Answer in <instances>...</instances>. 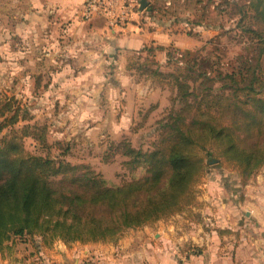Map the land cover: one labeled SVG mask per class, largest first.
Returning <instances> with one entry per match:
<instances>
[{
    "label": "rangeland",
    "instance_id": "obj_1",
    "mask_svg": "<svg viewBox=\"0 0 264 264\" xmlns=\"http://www.w3.org/2000/svg\"><path fill=\"white\" fill-rule=\"evenodd\" d=\"M146 1L152 9L150 19H155V25L159 26L155 31L149 28L154 41L149 40L145 48L122 58L119 51L109 49L99 39L78 42L79 52L67 57L63 54L65 34L60 32L52 51L16 41L6 48L0 44V102L13 99L21 106L22 117L29 121H21L16 128L39 127L36 138L24 139L28 153L87 167L110 187L140 179L142 169L135 172L127 169L124 151L117 150V145L127 141L137 150L154 149L161 134L159 123L170 111L182 107L178 83L199 88L198 98H191V103L205 101L216 106L220 101L219 90L224 85H233L231 77L240 75L241 63L248 60L252 68L257 64L264 49V24L255 20L249 0ZM134 7L124 23L140 21L139 4ZM106 27L110 37L116 36L112 33L115 26L106 22ZM72 43L70 38L68 45L75 47ZM188 51L193 54L186 56ZM109 54L114 59H108ZM101 55L103 60L97 57ZM260 62L255 89L257 97L264 99V54ZM189 63L195 64L194 73L189 71ZM237 75L239 88L244 89L249 85L250 74L246 73L244 82ZM204 77L213 83L202 84ZM209 90L210 95L204 97ZM221 93L227 97L233 91ZM244 95L239 93V99L244 100ZM243 169L236 164L218 165L213 161L194 187V202L169 219H175L182 229L193 226L181 218L198 221L204 231L221 229V217L228 204L235 208L238 197L245 196L247 186L261 185L257 178L264 175V162L250 176L245 177ZM156 223L144 227L156 233L159 228ZM40 236L13 238L11 252L14 249L20 252L26 245L31 247L37 242L46 245L48 241L50 245L61 242ZM116 239L98 243L113 244ZM77 244L91 243L68 245Z\"/></svg>",
    "mask_w": 264,
    "mask_h": 264
},
{
    "label": "trees",
    "instance_id": "obj_2",
    "mask_svg": "<svg viewBox=\"0 0 264 264\" xmlns=\"http://www.w3.org/2000/svg\"><path fill=\"white\" fill-rule=\"evenodd\" d=\"M249 2L255 20L264 24V0ZM263 54L264 49L253 68L248 60L242 62L236 74L243 82L250 74L249 85L240 89L236 75L231 77L233 85L219 90L216 106L191 103L199 88L178 83L182 107L159 123L154 149L137 150L127 141L117 145L125 167L144 172L118 187L108 186L87 167L28 153L24 139L36 138L39 127L16 128L29 121L21 106L13 99L0 102V254L13 238L41 235L65 244L98 243L169 219L194 202V187L213 161L243 166L242 174L250 176L264 162V99L255 89ZM194 66L189 63L192 73ZM204 78L202 84L213 83ZM224 91L233 93L226 97Z\"/></svg>",
    "mask_w": 264,
    "mask_h": 264
},
{
    "label": "crops",
    "instance_id": "obj_3",
    "mask_svg": "<svg viewBox=\"0 0 264 264\" xmlns=\"http://www.w3.org/2000/svg\"><path fill=\"white\" fill-rule=\"evenodd\" d=\"M131 1L140 7L142 0ZM86 2L0 0V44L6 48L16 41L52 51L60 32L65 34L63 54L67 57L79 52L76 51L78 42L97 39L105 41L109 49L119 51L122 58L131 51L142 50L149 40L154 41L149 28L155 31L159 26L155 25V19H150L152 9L147 7L144 13L139 10L138 23L129 21L117 25L112 31L116 36L110 37L106 27L109 22L104 17L83 20ZM70 38L75 47L68 45ZM102 56L97 57L103 60ZM107 57L114 59L112 54ZM257 180L261 185L247 186L245 196L238 197L235 208L228 204L227 212L221 217V229L204 231L198 221L181 218L193 228L186 225L188 228L182 229L175 219L160 220L156 223L159 226L156 233L148 226L130 230L108 245L37 242L31 247L26 245L20 252L16 249L11 252L12 243H9L0 254V264H264V175Z\"/></svg>",
    "mask_w": 264,
    "mask_h": 264
},
{
    "label": "built area",
    "instance_id": "obj_4",
    "mask_svg": "<svg viewBox=\"0 0 264 264\" xmlns=\"http://www.w3.org/2000/svg\"><path fill=\"white\" fill-rule=\"evenodd\" d=\"M133 9L131 0H87L83 20L104 17L110 25L117 26L129 20Z\"/></svg>",
    "mask_w": 264,
    "mask_h": 264
},
{
    "label": "water",
    "instance_id": "obj_5",
    "mask_svg": "<svg viewBox=\"0 0 264 264\" xmlns=\"http://www.w3.org/2000/svg\"><path fill=\"white\" fill-rule=\"evenodd\" d=\"M147 8V1L146 0H142L141 3H140V7H139V10L140 11H143Z\"/></svg>",
    "mask_w": 264,
    "mask_h": 264
}]
</instances>
